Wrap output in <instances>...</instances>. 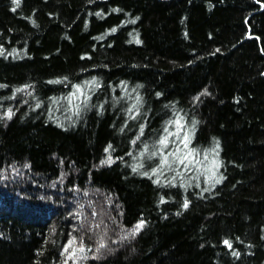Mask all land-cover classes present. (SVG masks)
Wrapping results in <instances>:
<instances>
[{
	"label": "trees",
	"instance_id": "16d2710c",
	"mask_svg": "<svg viewBox=\"0 0 264 264\" xmlns=\"http://www.w3.org/2000/svg\"><path fill=\"white\" fill-rule=\"evenodd\" d=\"M0 264H264V0H0Z\"/></svg>",
	"mask_w": 264,
	"mask_h": 264
},
{
	"label": "snow or ice",
	"instance_id": "6c2138e0",
	"mask_svg": "<svg viewBox=\"0 0 264 264\" xmlns=\"http://www.w3.org/2000/svg\"><path fill=\"white\" fill-rule=\"evenodd\" d=\"M16 2L19 3V0H16ZM8 115H9V117H11V112H9ZM175 123L177 124L178 131L176 133H168V135H166L163 139H161L159 141V144L162 145L164 148H167L168 147V144H169L168 137L171 136V135H177V136H179V129L183 127V125L180 124V121L179 120L175 121ZM165 132H168L167 128H165ZM181 143L184 145V148H187L188 147V143H189V135H188V133H185V135L183 136V139L181 140ZM180 151L181 150L179 148H177L176 153H170V155H176ZM192 155H193V153L191 151H189L182 158H180L179 156H177V160H178V162L180 164H185L186 161L188 162V164H191L193 161L190 160L189 158ZM163 163L164 164H168L167 157L164 158ZM197 163H198V161H197ZM185 166L187 167V164H185ZM134 171H135V169H134ZM184 206L187 207V204H185ZM142 227H143V223H140V224L136 225L135 231H139ZM225 243L227 244L228 242L225 241ZM230 246L231 245H229V247ZM101 247H103V244H101ZM65 251H67V249H65ZM80 251L82 252V251H84V249L81 248ZM72 255H75V252H73Z\"/></svg>",
	"mask_w": 264,
	"mask_h": 264
}]
</instances>
